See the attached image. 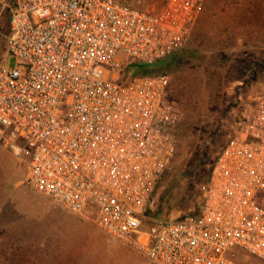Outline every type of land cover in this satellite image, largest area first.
<instances>
[{
    "label": "built area",
    "instance_id": "1",
    "mask_svg": "<svg viewBox=\"0 0 264 264\" xmlns=\"http://www.w3.org/2000/svg\"><path fill=\"white\" fill-rule=\"evenodd\" d=\"M204 3L16 0L0 59V141L27 161V182L160 264H244L235 248L264 259V87L242 102L201 211L144 226L181 109L168 74L122 70L180 50Z\"/></svg>",
    "mask_w": 264,
    "mask_h": 264
},
{
    "label": "rangeland",
    "instance_id": "2",
    "mask_svg": "<svg viewBox=\"0 0 264 264\" xmlns=\"http://www.w3.org/2000/svg\"><path fill=\"white\" fill-rule=\"evenodd\" d=\"M15 1L0 0V59ZM125 1L160 7L167 0ZM240 57L251 58L243 79H237L241 68L229 69ZM170 58L155 73L170 76V96L181 109L177 150L145 210L144 226L151 217L201 211L207 182L187 176L186 165L194 151L226 142L244 99L264 87V0H205L190 39ZM217 155L205 157L201 173L213 169ZM27 170L25 158L0 141V264H160L102 229L93 215L71 211L36 190ZM234 250L244 264H264L244 249Z\"/></svg>",
    "mask_w": 264,
    "mask_h": 264
},
{
    "label": "trees",
    "instance_id": "3",
    "mask_svg": "<svg viewBox=\"0 0 264 264\" xmlns=\"http://www.w3.org/2000/svg\"><path fill=\"white\" fill-rule=\"evenodd\" d=\"M123 2L129 3L128 1L122 0ZM131 4V3H129ZM177 52V51H176ZM175 52V53H176ZM174 53V54H175ZM173 55V54H172ZM169 60H171L170 56L164 60H161L155 64L151 65H158L153 68H146L145 65L149 64H142L139 62H131L127 64L124 69L122 70L121 78L126 79L128 77H133L136 75H141V74H157L155 73L158 67L164 65L167 63ZM251 62L250 57H240L233 61L230 66V70L234 69H240L242 70V73L237 76V79H243L245 72L243 71V68L249 67ZM161 64V65H160ZM227 142V141H226ZM226 142L218 143V148H212L211 145H206L202 151L196 150L193 152L192 156L189 158L187 165H186V175L189 177H193L195 180L197 179V182L199 183H204L208 182L211 176L212 170H208L207 172L205 171L204 173H201L200 171L203 169L205 162V157L209 155L210 152H219L223 149L225 146ZM218 157V155H217ZM217 159V158H216Z\"/></svg>",
    "mask_w": 264,
    "mask_h": 264
}]
</instances>
